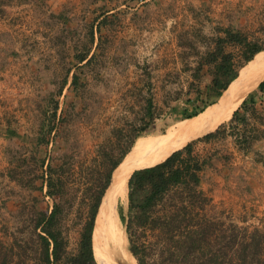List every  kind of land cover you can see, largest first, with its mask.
Returning a JSON list of instances; mask_svg holds the SVG:
<instances>
[{"label":"trees","instance_id":"16d2710c","mask_svg":"<svg viewBox=\"0 0 264 264\" xmlns=\"http://www.w3.org/2000/svg\"><path fill=\"white\" fill-rule=\"evenodd\" d=\"M13 1L0 0V15ZM15 1L34 3L54 32L51 46L57 66L37 62L33 95L19 100L26 102L31 113L28 130H21L16 118L8 121L5 157L9 168L3 177L19 189L12 190L19 199L10 218L0 222V264H101L93 248L96 217L114 172L137 139L151 134L167 113L177 121L187 120L216 103L241 68L264 51V40L250 39L233 17L225 25H214L210 34L201 27L180 32L182 71L189 74L186 88L166 91L159 106L148 77L139 89L137 118L114 127L110 138L97 146L91 162L80 164L78 127L91 122L87 115L90 83L102 81L107 67L108 37L102 32L116 27L121 18L107 16L105 4L91 10L98 1L92 0L82 23L72 27L68 14L52 11L49 0ZM89 11L94 15L88 22ZM200 14L208 19L205 10ZM228 137L264 164L256 148L264 140V80L216 131L133 173L127 213L121 208L120 218L138 264H264V231L228 223L202 186L210 171L230 179L233 156L220 151L200 155L196 143ZM236 179L251 189L242 176ZM73 229H79V239L77 247L70 249Z\"/></svg>","mask_w":264,"mask_h":264},{"label":"rangeland","instance_id":"374dc122","mask_svg":"<svg viewBox=\"0 0 264 264\" xmlns=\"http://www.w3.org/2000/svg\"><path fill=\"white\" fill-rule=\"evenodd\" d=\"M91 1L92 0H84V5L87 6V4H90ZM123 1L124 0H115V2L120 3ZM12 3L15 4L17 2L14 0ZM151 3L160 4L158 6L162 7L163 4H165V6H167L166 4H178V0H153ZM221 5L222 4H214L215 7L211 9L210 13L213 15L212 21H209L206 18L203 19L205 24H203L201 28H203L204 34H210L212 32L214 27L212 24L213 22L215 23V21L220 22L223 25L228 23V12L231 11L230 8H233L236 4H224L225 9L220 7ZM226 6H228V9H226ZM243 7V9L247 8L245 9L246 14H241L237 17V22L241 24V28L249 35L250 39L263 41L264 4H243ZM89 8L94 10L96 5L94 4ZM177 9L178 7L175 5L170 9V11L175 14L178 12ZM24 11V9H21L20 11H12V13H10L11 10L6 9L5 13L0 15V65L2 59L3 65H6L9 72L13 74L15 73V78L12 79V84H10L13 85L11 86L12 89L8 90L6 94H9L7 96L9 100H13L15 104H19L20 110L26 106V102L20 104L19 100L33 95L34 88L32 87L31 80L34 77V73L38 70V68L35 67V71H31V73L28 74L32 77L29 78V80L25 79V75L17 76L18 73H23L22 69L26 72V67L29 66L27 64L24 66L22 65L23 58L20 55L21 49H23L25 45L27 46L26 49H28V51L36 49L33 38L35 19L33 16L27 14L21 15L20 13H23ZM156 11H158V8L155 9V7H152L150 10V16L151 13ZM118 13L120 14L121 20L125 19V24H118L114 28H105L102 32V34H104L103 36L108 37V44L106 46L105 53L107 67L102 73V81L90 83V97L88 98V101L91 104V108L87 115L90 116L91 122L82 123L78 127L81 146L77 153V161L80 164H89L91 162V159L96 154L95 150L97 146L110 138L111 130L114 127L121 126L127 121L137 118L139 112L141 111V103H139L141 102L139 89L148 77L152 78V82L154 84L153 97L159 106L163 103L166 91H171L173 93L178 91L181 87L186 88L189 80V74L182 71V61L180 58H178V60L175 59V57L172 56V52H168V50H165L164 52L161 51L158 47L159 45H156L154 49L151 48V46L146 49L144 43L141 44L140 50L134 51L131 43L127 40H122L121 38H125V36L129 37L132 33H128L129 28L126 24V19L129 16L128 12L123 9ZM36 15L41 18L38 11H36ZM93 15L92 11H89L88 16H86V21H91ZM41 19H39V21H41L42 28L47 29L48 27L45 25L43 21L44 19ZM71 20L72 27L76 26L78 23H82L80 16H76ZM119 26L122 27L124 34H122L123 31L119 28ZM147 38L149 37H145L144 40ZM149 40H151L149 42H152V45H154L160 39L158 38L156 41L152 37L149 38ZM122 42H126V46L121 44ZM49 43L50 48L55 54L52 53V55H50L48 53L44 57L38 58L37 62L45 63L50 61L49 66L53 65L54 68H56V50L51 46V42ZM47 46L48 45H45L44 47ZM260 53H258L255 58ZM255 58L253 60H255ZM5 61L6 63H4ZM250 63L241 68L240 73L244 69H247ZM32 67L34 66L31 65L29 72ZM43 75L44 84H47L48 78L45 73H43ZM239 77L240 74L238 78ZM165 82L167 83L165 84ZM163 84L166 85V89L163 88ZM22 85L26 90L21 88ZM66 92L67 89L65 90V93ZM3 94L5 95V92H3ZM63 100L64 99L61 101V105L63 104ZM27 112L28 113L21 116L19 122V127L23 131L28 130L30 126L29 123L32 121V117L30 115L31 113L28 109ZM204 112H206V110ZM27 115L30 117L29 121H27ZM229 120L225 122L227 123ZM183 121L185 120L177 121L172 115H168L167 113L164 117L157 121L155 129L151 134L141 136L140 138L167 135L172 131L174 126ZM219 125L217 124V126H214L207 131L201 130L199 133L193 134V136L186 140L185 143L178 149H181L194 138L215 130ZM197 140H193L191 142H196ZM232 148L233 142L231 137L212 143H196L195 150L200 155H205L206 153L212 151H220L221 153H230L233 156L231 162L233 169H231V172L229 170V174L231 176L230 179L227 180L215 171H210L205 174L203 185L206 189H208L206 191L213 199L216 212H223L222 218H224L228 223L232 222L236 225L248 226L250 228L257 227L264 231V226L260 227L261 222L255 224V221L257 222L259 219L261 220L260 216H263L264 218V170L259 168L258 164H252L251 162L244 164V169L241 168V165L235 166L234 163L239 162V159L234 155ZM239 176H242L244 181L247 182V185L249 184V186H251L250 190L246 189L245 186L239 185L236 179ZM13 189L19 190L14 183L9 182L6 178L2 177V179H0V222H3L5 218L9 219L10 212L16 209L19 197L17 194L13 193ZM127 201V196L124 199L120 198L118 202V215L122 225V233L123 236H125L124 240L126 242V247L130 252V243L126 228L120 218L121 208L124 209L125 214L127 213ZM72 216L74 217L75 215L73 214ZM254 217H256V220H253ZM78 230L79 229H73L71 231L70 249H75L77 247L79 239ZM130 255L132 264H138L131 252ZM122 263L128 264L125 261H122Z\"/></svg>","mask_w":264,"mask_h":264},{"label":"crops","instance_id":"0c3cea01","mask_svg":"<svg viewBox=\"0 0 264 264\" xmlns=\"http://www.w3.org/2000/svg\"><path fill=\"white\" fill-rule=\"evenodd\" d=\"M152 1L153 0H124L122 3H120V2H115V0H98L96 1V3H93V4H96L97 7H100L103 4H105L106 10H107L106 12L107 16H112L113 14H118L120 16L118 12L122 11L123 9H125L128 12L129 16L126 19V22H127L126 24L128 25V28H129L128 33H132V34H130L129 37L125 36V38H121V39L127 40L129 43H131L132 49L134 51L140 50V46L142 43H144L146 49H148L150 46L151 48L154 49L156 45H159L158 47L161 49V51L164 52L165 50H168V52H172L173 53L172 56L175 57V59L177 60L178 58H180V51H181L178 46V34L184 30H190V31L194 30L195 28L201 27L203 24H205V22H203V19H205V17H203L204 14L199 15V12H202L205 10L206 15L208 16L207 20L212 21L213 15L210 12H211V9L215 7L214 4H222L220 7H223V8H224V4L225 5L236 4L233 8H230L231 11L228 12L227 18L229 20V17L237 18L241 14H246L245 9L247 8L243 9L244 8L243 4H264V0H178V4H166L167 6L163 4L162 7H160L158 6L160 4H152L151 3ZM49 3H50L52 11L56 13H59L62 11L66 12L70 19H73L76 16H80V18L82 19L83 15L86 12L85 10L87 7L84 5V0H49ZM175 5H177L178 7L177 9L178 12L173 14L171 13L170 9L174 7ZM152 7H155V9L158 8V11L151 13V16H150V10L152 9ZM35 8H36L35 4H26V3H21V2H17L15 4L12 3V5L6 7V9L11 10L10 13H12V11H20L21 9H24L25 11L23 13H20L21 15L27 14V15L33 16L35 19L34 28H33L34 29L33 38L35 41L34 46L36 47V49L33 51H28V49H26L27 46L25 45L23 49H21V52H20L21 53L20 55L23 58L22 65L24 66L25 64H27L29 66L26 67V72L22 69L23 73H18L17 76L25 75L26 80L27 79L29 80V78H32L28 74H30L31 71H35L36 69L35 67H37L38 58H42L48 53L50 55H52V53L55 54L49 45L50 44L49 42H51V39L53 37V34H52L53 31L50 28L49 29L42 28L41 21H39V19L41 18L37 17ZM226 9H228V6H226ZM86 16H88V14ZM103 17H105V15L102 16L101 18ZM118 24L124 25L125 19L124 20L120 19V22ZM216 24H221V23L215 21V23L213 22L212 25H216ZM119 28H121V30L123 31L122 27L119 26ZM122 34H124V31ZM145 37H149V38L153 37V39L156 41L158 38L160 40H158L154 45H152L153 43L149 42L151 41L149 40V38L144 40ZM45 45H48V46L44 47ZM2 62L3 60L1 59V65H0V179H2L3 174H6L9 168V163L5 157V148L7 145V139H6L5 132L8 126V121L16 118L20 122L21 116L27 113L26 106H24V108L20 110L19 104H15L13 100H9V98L7 97L9 94H6V92L12 89L11 86L13 85H10V84H12L11 82L12 79L15 78V73L14 74L10 73L6 65L4 66ZM4 63H6V61ZM31 65L34 67H32L29 72ZM24 86H25V82H24ZM21 88L22 89L24 88L23 85ZM256 88H254L253 90H255ZM3 92H5V95L3 94ZM225 96H226V91L224 93V97ZM223 99H221L218 102L220 103ZM232 142H233V139H232ZM256 148H257V151H259L264 156V140L260 141L256 145ZM232 151L234 155L237 156V158L239 159L238 160L239 162L234 163L235 166L241 165V168L244 169L243 165L247 164L248 162H251L252 164H258L259 168L264 170V164L262 162H259L253 153H248V154L244 153L234 144V142H233ZM3 178H6V177L4 176ZM202 186L205 191L208 190L205 188L204 185ZM260 217H261V220L259 219V221L257 222L255 221V224H258L261 222L260 227H262L264 226V218L263 216H260ZM253 220H256V217H254Z\"/></svg>","mask_w":264,"mask_h":264},{"label":"bare ground","instance_id":"6f19581e","mask_svg":"<svg viewBox=\"0 0 264 264\" xmlns=\"http://www.w3.org/2000/svg\"><path fill=\"white\" fill-rule=\"evenodd\" d=\"M263 79L264 52L260 53L248 68L240 73V77L226 90V96L220 103L211 106L206 112L192 119L180 122L167 135L148 136L137 140L131 152L127 154L116 171V174H119L122 169H126V173L119 176L117 181L108 189L109 191L104 197L97 215L93 248L95 256L101 264H116L112 256L114 253L121 262L125 261L132 264L131 255L124 240L125 236L122 233L118 202L120 198L124 199L127 196L128 181L133 169L153 166L161 162L174 150L181 147L193 134L199 133L201 130L207 131L217 124L229 120L246 95L256 88ZM211 119L217 120L213 125L206 128Z\"/></svg>","mask_w":264,"mask_h":264},{"label":"water","instance_id":"95a60500","mask_svg":"<svg viewBox=\"0 0 264 264\" xmlns=\"http://www.w3.org/2000/svg\"><path fill=\"white\" fill-rule=\"evenodd\" d=\"M254 58H255V57H254ZM249 63H250V62H249ZM249 63H248V64H249ZM239 74H240V71H239ZM237 78H238V77H237ZM235 80H236V79H235ZM235 80H234V81H235ZM263 80H264V79H263ZM263 80H262V81H263ZM234 81H233V82H234ZM262 81H261V82H262ZM233 82H232V83H233ZM261 82H260V83H261ZM232 83H231V84H232ZM231 84H230V85H231ZM230 85H229V87H230ZM229 87H228V88H229ZM251 92H252V91H250L249 93H251ZM224 93H225V92H224ZM224 93L222 94V96L224 95ZM249 93H248V94H249ZM248 94L246 95V97L248 96ZM222 96L218 99V101L222 98ZM246 97H245V98H246ZM245 98H244V99H245ZM244 99H243V101H244ZM218 101H217L216 103H218ZM243 101H242V102H243ZM216 103H214V104H216ZM214 104H213V105H214ZM211 106H212V105H211ZM209 107H210V106H209ZM209 107H208V108H209ZM208 108H207V109H208ZM207 109H206V110H207ZM237 109H238V108H237ZM237 109H236V110H237ZM236 110H235V111H236ZM233 114H234V113H233ZM232 116H233V115H232ZM216 120H217V119H211V121H209L208 124L206 125V128H208V127H210L211 125H213V124L215 123ZM225 123H226V122H225ZM222 124H224V123H222ZM222 124H220L215 130H213V131H209V132L205 133V134L202 135V136H199V137H197V138H194L193 140H197V139L202 138L203 136H205V135H207V134H209V133H212V132L216 131V130H217ZM193 140H191V141H193ZM191 141H189V142H188L186 145H184L181 149H183L185 146H187ZM181 149H178V150H176V151H179V150H181ZM131 150H132V149H131ZM176 151H174V152H176ZM130 152H131V151H130ZM130 152H129V153H130ZM174 152H173V153H174ZM129 153H128V154H129ZM173 153H172V154H173ZM172 154H171V155H172ZM171 155H170V156H171ZM168 157H169V156H168ZM168 157H167V158H168ZM125 158H126V157H125ZM167 158H166V159H167ZM166 159H165V160H166ZM123 161H124V160H123ZM162 162H163V161H162ZM160 163H161V162H160ZM121 164H122V163H121ZM121 164H120V166H121ZM157 164H159V163H157ZM157 164H155V165H157ZM155 165H153V166H155ZM120 166H119V167H120ZM119 167H118V168H119ZM148 167H152V166H146V167H141V168H135V169H133V171H132L131 174H130V178H131V176L133 175V173H134L135 171L140 170V169H144V168H148ZM118 168H117V169H118ZM130 168H131V167H130ZM117 169H116V171H117ZM116 171H115L114 174H113V178H112V183H111V185L114 184L115 181H117V179H118L119 176L124 175V173H126L127 170H126V169H122V170L119 172V174H116ZM130 178H129V179H130ZM128 182H129V181H128ZM111 185H110V187H111ZM110 187H109V188H110ZM109 188H108V189H109ZM108 191H109V190L106 191V194H107ZM106 194H105V196H106ZM105 196H104V197H105ZM103 200H104V198H103ZM103 200H102L101 205L103 204ZM101 205H100V207H101ZM99 209H100V208H99ZM96 218H97V217H96ZM95 223H96V221H95ZM94 229H95V228H94ZM93 235H94V233H93ZM130 252H131V251H130ZM131 254H132V253H131ZM132 255H133V254H132ZM112 256H113L114 260L116 261V264H124V263L121 262V260H120L117 256H115V253L112 254Z\"/></svg>","mask_w":264,"mask_h":264}]
</instances>
